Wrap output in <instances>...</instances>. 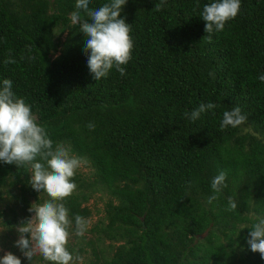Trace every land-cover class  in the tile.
Returning a JSON list of instances; mask_svg holds the SVG:
<instances>
[{
  "label": "trees",
  "instance_id": "obj_1",
  "mask_svg": "<svg viewBox=\"0 0 264 264\" xmlns=\"http://www.w3.org/2000/svg\"><path fill=\"white\" fill-rule=\"evenodd\" d=\"M211 2L163 0L157 11L161 0H127L126 75L113 69L95 81L85 34L70 19L76 0H0V83L12 80L54 145L82 161L63 201L71 264H264L246 243L264 217V0H241L209 41L199 16ZM10 56L15 64L4 63ZM208 102L217 108L185 116ZM237 106L245 123L220 130L223 112ZM221 171L226 187L209 203ZM31 174L28 164L0 162V223L10 232L50 199ZM96 201L103 215L85 241L74 216L89 221ZM16 248L0 241V257Z\"/></svg>",
  "mask_w": 264,
  "mask_h": 264
},
{
  "label": "clouds",
  "instance_id": "obj_2",
  "mask_svg": "<svg viewBox=\"0 0 264 264\" xmlns=\"http://www.w3.org/2000/svg\"><path fill=\"white\" fill-rule=\"evenodd\" d=\"M126 2L110 0L98 8H92L91 0H76L70 19L72 25H79L80 31L85 34L84 52L88 55L87 65L95 81L107 78L113 69L122 77L126 75L124 66L131 60L133 49L131 25L121 17L122 6ZM162 5L163 0L155 6L156 10L159 11ZM240 8L241 0H213L204 5L199 17L205 22L204 31L209 34V41L214 32L224 30L226 23L238 15ZM89 20L92 22L89 23ZM4 63L15 64L16 60L10 56ZM258 79L264 82V74L259 75ZM216 108L217 105L212 102L201 103L190 114L186 112L185 116L196 121L201 114ZM246 120L241 108L233 107L223 112L220 130L229 126L237 128ZM88 127L94 129L95 126L90 122ZM0 162L17 167L30 165L31 187L37 192L46 193L50 198L42 204L33 203L29 207L28 211L34 215L16 227L19 238L14 246L31 264L36 255L51 264H71L74 258L67 245L73 221L69 219V210L63 201L76 190L72 178L82 161L70 156L63 145H54L45 128L37 122L30 105L14 93L13 82L7 78L0 83ZM226 176L221 171L211 180L213 195L209 197V203L215 201L217 194L226 187ZM236 209L237 203L230 198L225 211ZM89 223L83 216L75 215V235L83 236ZM25 234H30V238ZM246 243L251 252L259 253L264 259V217H257L251 225ZM0 264H21V260L7 252L0 257Z\"/></svg>",
  "mask_w": 264,
  "mask_h": 264
},
{
  "label": "rangeland",
  "instance_id": "obj_3",
  "mask_svg": "<svg viewBox=\"0 0 264 264\" xmlns=\"http://www.w3.org/2000/svg\"><path fill=\"white\" fill-rule=\"evenodd\" d=\"M96 210H98V213H94L92 215V218L89 220V227L88 230L97 222L99 218L102 217V204L100 201H96ZM16 227H12V231H8L7 228H5L1 223H0V241H3L5 244L11 241L12 243L15 244V241L19 238V234L15 232ZM27 237L30 238V234H27ZM84 240H92L94 238V234L85 232V234L82 236ZM82 238V239H83ZM81 239V238H80ZM16 247V246H14ZM86 250L88 247L85 248ZM15 252V256H17L21 261L26 262L27 258L23 255V253L20 251V249L17 247ZM82 259V258H81ZM26 264H31V262H26ZM32 264H46L43 261V257L40 255H36L33 257Z\"/></svg>",
  "mask_w": 264,
  "mask_h": 264
}]
</instances>
